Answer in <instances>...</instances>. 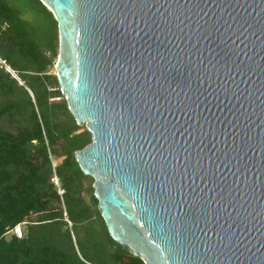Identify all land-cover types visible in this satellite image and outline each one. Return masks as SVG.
Here are the masks:
<instances>
[{"label": "water", "instance_id": "water-1", "mask_svg": "<svg viewBox=\"0 0 264 264\" xmlns=\"http://www.w3.org/2000/svg\"><path fill=\"white\" fill-rule=\"evenodd\" d=\"M38 1L111 240L144 264H264V0Z\"/></svg>", "mask_w": 264, "mask_h": 264}, {"label": "trees", "instance_id": "trees-1", "mask_svg": "<svg viewBox=\"0 0 264 264\" xmlns=\"http://www.w3.org/2000/svg\"><path fill=\"white\" fill-rule=\"evenodd\" d=\"M56 27L38 0H0V60L20 81L0 66V264H144L108 236L93 182L75 162L91 134L48 74Z\"/></svg>", "mask_w": 264, "mask_h": 264}, {"label": "rangeland", "instance_id": "rangeland-1", "mask_svg": "<svg viewBox=\"0 0 264 264\" xmlns=\"http://www.w3.org/2000/svg\"><path fill=\"white\" fill-rule=\"evenodd\" d=\"M7 1H9V2H14V0H7ZM24 17H25V19H27V20H31L33 17H32V15H31V13L29 12V6L28 5H26L25 6V9H24ZM0 66L2 67V65L0 64ZM55 66V65H54ZM12 74H14L13 72H12ZM49 75H52V76H55V71H54V67L53 68H51L50 70H49V73H48ZM0 126H2L3 128H5V124L4 123H0ZM8 130H10L11 132H14V129L13 128H11V127H9L8 128ZM61 161V159H54V163H55V165L57 164V163H59ZM88 178H90V177H88ZM91 179V178H90ZM92 180V179H91ZM54 184H55V187L57 188V192H58V194L59 195H61L62 194V192H61V190L59 189V184H56V180H54ZM92 182H93V180H92ZM86 200L88 201V197H86ZM70 226V225H69ZM20 231H21V229H20ZM12 233H13V231H12ZM10 234L11 233H9L8 235H7V237H9L10 236Z\"/></svg>", "mask_w": 264, "mask_h": 264}, {"label": "built area", "instance_id": "built-area-1", "mask_svg": "<svg viewBox=\"0 0 264 264\" xmlns=\"http://www.w3.org/2000/svg\"><path fill=\"white\" fill-rule=\"evenodd\" d=\"M0 64L2 65V67H5V65H3L1 62ZM13 234L17 237V238H21L22 237V234H21V231H20V226H17L14 230H13Z\"/></svg>", "mask_w": 264, "mask_h": 264}, {"label": "bare ground", "instance_id": "bare-ground-1", "mask_svg": "<svg viewBox=\"0 0 264 264\" xmlns=\"http://www.w3.org/2000/svg\"><path fill=\"white\" fill-rule=\"evenodd\" d=\"M0 62L3 64V62L0 60ZM4 65V64H3ZM6 67V66H5Z\"/></svg>", "mask_w": 264, "mask_h": 264}]
</instances>
